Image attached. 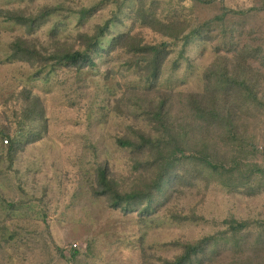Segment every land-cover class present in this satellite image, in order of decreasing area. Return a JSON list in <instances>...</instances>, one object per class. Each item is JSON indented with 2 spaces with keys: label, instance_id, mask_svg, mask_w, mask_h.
Here are the masks:
<instances>
[{
  "label": "rangeland",
  "instance_id": "1",
  "mask_svg": "<svg viewBox=\"0 0 264 264\" xmlns=\"http://www.w3.org/2000/svg\"><path fill=\"white\" fill-rule=\"evenodd\" d=\"M223 8L256 11L206 27L208 37H194L181 59L184 43H173L160 86L174 95L175 126H198L186 155L203 159L206 153L227 169L241 161V171L231 181L222 171L188 163L179 192L161 197L159 204L156 198L150 215H142L145 205L113 209L109 197L95 195L98 173L107 169L122 192L146 187L153 157L121 148L118 140L133 138L136 129L151 134L153 125L144 114L157 105L158 94L140 89L139 69L129 70L138 61L129 43L109 55L98 54L95 67L80 73L65 68L50 73L48 66L43 69L44 58L84 49L85 36L92 37L109 21L111 29L102 39L107 50L120 33L142 45H158L169 40L143 25L145 14L176 23L185 36L222 15ZM14 17L25 18L28 25L11 21ZM15 43L41 57L11 60ZM245 50L254 54L251 81L264 103V0L209 5L190 0H0V264H163L182 252L172 243L192 244L225 232L224 222L231 219L248 223L249 245L256 242L264 224V177H251L250 185L246 179L249 165L264 169V108L239 112V142L256 147L243 158L227 133L195 120L185 101L187 95L203 93L208 70L241 62ZM3 133L9 138L3 139ZM9 204L15 206L10 212ZM260 243L239 251L227 246L207 264H264V238ZM75 250L79 256L74 259Z\"/></svg>",
  "mask_w": 264,
  "mask_h": 264
},
{
  "label": "trees",
  "instance_id": "2",
  "mask_svg": "<svg viewBox=\"0 0 264 264\" xmlns=\"http://www.w3.org/2000/svg\"><path fill=\"white\" fill-rule=\"evenodd\" d=\"M195 3H203L206 5L212 4L215 0H190ZM223 14L216 16L212 21H208L203 27H198L190 34L182 36L183 34L176 30V23L163 22L156 19L154 14H145L142 18L144 20L143 25L152 30H156L162 35V37L168 39V42L161 44L142 45L135 41L134 37L127 33H120L111 45L109 50L105 49L102 45V39L107 35L112 26V21L107 22L102 27L97 28L96 33L90 37L85 36L86 47L82 50L75 52H65L62 54L54 55L51 58H44L46 62L43 66L45 69L47 66L51 69L50 73L56 72L58 69H69L77 73L91 70L95 67L94 58L98 54L113 53L123 44L129 43L128 51L134 58H138L136 67L131 66L129 70H138V75L142 80L143 91L157 92L159 101L157 105L155 102L151 104V108L147 107L146 117H148V124L153 125L151 127V134L143 133L141 130L136 129L133 138L119 139L118 144L121 148L129 149L136 154L150 153L153 157V161L150 163L149 169L151 171L150 181L145 188L132 189L128 192L120 191L119 184L116 180L109 176L107 169H101L98 173V189L96 190V196L109 197L110 205L113 209L124 207L125 209L138 208L145 205L142 209V215H150L151 210L156 204H159L161 197L170 195V198L179 192L180 185L183 183V175L188 163L201 164L204 167L210 168L213 172L223 174H229V178L236 176L241 171V161L235 167L227 169L224 165L213 164L211 156H207L206 153L203 159H199L197 156L186 155V144L189 141V137L193 135L198 126H193L191 122L180 125L178 128L175 126L172 119V109L174 95L169 91H161V79L164 74L165 62L172 53L170 47L173 43L183 42V49L180 53V59L183 58L187 47L191 45L194 37L200 40H204L207 34L204 33L205 28L211 27L213 24H221L223 26L230 16H246L256 11L255 9H249L248 12H240L231 10L230 8H223ZM11 21L17 22L19 25H28L27 20L23 17L10 18ZM115 20H113V23ZM11 60H15L20 56H25L28 59L37 56L35 52H30L23 47L20 43L12 44ZM127 47V46H126ZM220 51V48L217 52ZM229 51V50H228ZM244 57L241 62H234L232 65L224 63L226 65H218L213 67L205 73V88L201 94H190L185 97L187 108L193 113L195 120H198L205 124V126L216 127L222 132L227 133L226 137L231 139L234 143L237 152L242 155L243 158H247L248 153H253L256 147L252 144L247 146L241 144L238 132V122L240 121L239 112L249 110L257 107L264 108V103L260 101L253 81H251V61L254 58L252 51L242 54ZM223 59V57H221ZM222 59H219L221 61ZM229 58H224L222 61H226ZM218 64V63H217ZM176 67H179V62L175 63ZM39 71L38 75L42 74ZM178 68H175V70ZM132 70V71H133ZM232 97L231 100L229 98ZM142 108V106H141ZM35 114V111L31 112ZM37 114V113H36ZM199 123V122H198ZM3 139L9 138L10 135L3 133ZM13 145L16 142L12 141ZM15 146V145H14ZM251 148V152H248ZM10 155L15 151V148H10ZM246 156V157H245ZM251 169L248 180L250 185L258 175L264 177V169L256 164L248 166ZM221 173V174H222ZM233 189L239 186L233 185ZM169 198V199H170ZM14 205L9 204V212L14 209ZM226 225L225 232H220L216 235L203 238L195 243L182 244L180 242H174L171 246L179 247L182 252L176 256L173 260H161L163 264H207L212 257H218L223 250H226L227 246H231V250H242L244 247L258 248L260 247V238H264V224L263 232L260 236H257L256 242L249 245L251 237L247 235V231L250 229V225L245 222H240L235 219L224 222ZM262 235V236H261ZM78 250H75L72 257L75 259L79 256ZM237 264V263H236ZM249 264V263H246Z\"/></svg>",
  "mask_w": 264,
  "mask_h": 264
},
{
  "label": "built area",
  "instance_id": "3",
  "mask_svg": "<svg viewBox=\"0 0 264 264\" xmlns=\"http://www.w3.org/2000/svg\"><path fill=\"white\" fill-rule=\"evenodd\" d=\"M5 143H6V145H7V144H8V141H6Z\"/></svg>",
  "mask_w": 264,
  "mask_h": 264
}]
</instances>
